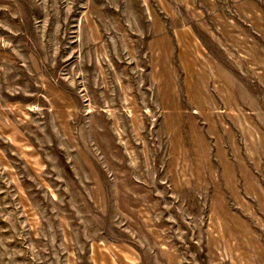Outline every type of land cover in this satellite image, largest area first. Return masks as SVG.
I'll return each mask as SVG.
<instances>
[{
  "label": "rangeland",
  "instance_id": "obj_1",
  "mask_svg": "<svg viewBox=\"0 0 264 264\" xmlns=\"http://www.w3.org/2000/svg\"><path fill=\"white\" fill-rule=\"evenodd\" d=\"M0 264H264V0H0Z\"/></svg>",
  "mask_w": 264,
  "mask_h": 264
}]
</instances>
